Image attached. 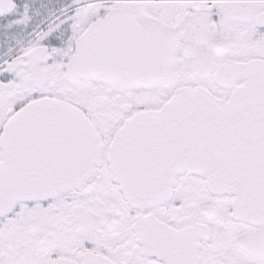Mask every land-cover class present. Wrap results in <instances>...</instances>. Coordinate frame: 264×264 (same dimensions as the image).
Segmentation results:
<instances>
[{
    "label": "snow or ice",
    "instance_id": "1",
    "mask_svg": "<svg viewBox=\"0 0 264 264\" xmlns=\"http://www.w3.org/2000/svg\"><path fill=\"white\" fill-rule=\"evenodd\" d=\"M0 264H264V0H0Z\"/></svg>",
    "mask_w": 264,
    "mask_h": 264
}]
</instances>
